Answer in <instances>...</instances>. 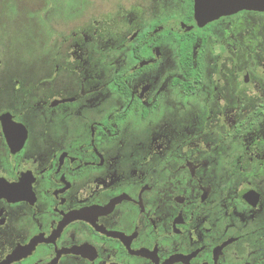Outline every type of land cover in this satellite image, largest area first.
Listing matches in <instances>:
<instances>
[{
    "label": "flooded vegetation",
    "instance_id": "flooded-vegetation-1",
    "mask_svg": "<svg viewBox=\"0 0 264 264\" xmlns=\"http://www.w3.org/2000/svg\"><path fill=\"white\" fill-rule=\"evenodd\" d=\"M245 17L128 0L105 56L73 33L42 88L4 90L0 264H264V74L228 53Z\"/></svg>",
    "mask_w": 264,
    "mask_h": 264
},
{
    "label": "rangeland",
    "instance_id": "rangeland-1",
    "mask_svg": "<svg viewBox=\"0 0 264 264\" xmlns=\"http://www.w3.org/2000/svg\"><path fill=\"white\" fill-rule=\"evenodd\" d=\"M229 27L233 32L228 37L229 57H242L236 63L251 67L252 84L258 73L264 74V18L245 17ZM127 28L128 0H0V109L11 83L22 88L44 86L53 56L63 49L61 39L73 33L78 39L83 35L97 39L94 55L105 56ZM231 67L229 63V71Z\"/></svg>",
    "mask_w": 264,
    "mask_h": 264
},
{
    "label": "water",
    "instance_id": "water-1",
    "mask_svg": "<svg viewBox=\"0 0 264 264\" xmlns=\"http://www.w3.org/2000/svg\"><path fill=\"white\" fill-rule=\"evenodd\" d=\"M242 11L264 12V0H194V20L199 27ZM4 130H11L8 114L0 116Z\"/></svg>",
    "mask_w": 264,
    "mask_h": 264
}]
</instances>
